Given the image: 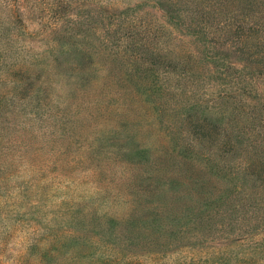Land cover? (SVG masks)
I'll return each instance as SVG.
<instances>
[{"label": "rangeland", "instance_id": "obj_1", "mask_svg": "<svg viewBox=\"0 0 264 264\" xmlns=\"http://www.w3.org/2000/svg\"><path fill=\"white\" fill-rule=\"evenodd\" d=\"M0 264H264V0H0Z\"/></svg>", "mask_w": 264, "mask_h": 264}]
</instances>
